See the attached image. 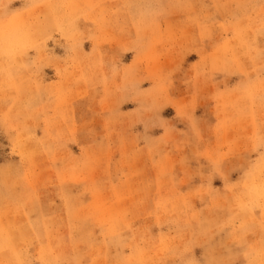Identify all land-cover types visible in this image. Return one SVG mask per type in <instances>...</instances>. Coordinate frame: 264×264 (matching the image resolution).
<instances>
[{
  "label": "rangeland",
  "instance_id": "374dc122",
  "mask_svg": "<svg viewBox=\"0 0 264 264\" xmlns=\"http://www.w3.org/2000/svg\"><path fill=\"white\" fill-rule=\"evenodd\" d=\"M262 18L0 0V264H264Z\"/></svg>",
  "mask_w": 264,
  "mask_h": 264
},
{
  "label": "crops",
  "instance_id": "0c3cea01",
  "mask_svg": "<svg viewBox=\"0 0 264 264\" xmlns=\"http://www.w3.org/2000/svg\"><path fill=\"white\" fill-rule=\"evenodd\" d=\"M262 20H263V22H262V24L261 25H259V27H258V30L262 27V26H264V19L262 18ZM257 28V27H256ZM256 28H254L255 29V31H257L256 30ZM256 33V32H255ZM254 35V34H253ZM260 40H261V38H260ZM262 41V40H261ZM260 52V59L262 60V62H260V63H264V55H262L263 54V51L262 50H259ZM262 55V56H261ZM258 78H257V80H259V82L262 80V79H264V64H263V67H262V69H261V71L258 73ZM256 113L257 112H259V111H255ZM35 236H36V232H35V234H34Z\"/></svg>",
  "mask_w": 264,
  "mask_h": 264
}]
</instances>
